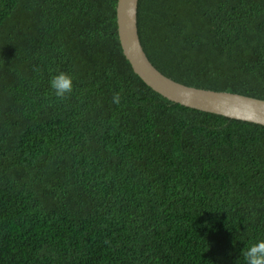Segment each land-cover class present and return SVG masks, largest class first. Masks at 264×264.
Returning <instances> with one entry per match:
<instances>
[{"label": "trees", "instance_id": "trees-1", "mask_svg": "<svg viewBox=\"0 0 264 264\" xmlns=\"http://www.w3.org/2000/svg\"><path fill=\"white\" fill-rule=\"evenodd\" d=\"M115 6L0 0V264H244L264 240V134L159 103ZM136 22L166 76L264 100V0H138Z\"/></svg>", "mask_w": 264, "mask_h": 264}, {"label": "water", "instance_id": "water-1", "mask_svg": "<svg viewBox=\"0 0 264 264\" xmlns=\"http://www.w3.org/2000/svg\"><path fill=\"white\" fill-rule=\"evenodd\" d=\"M138 0H116L115 23L128 72L159 102L204 121L264 134V100L203 90L166 76L146 56L136 22Z\"/></svg>", "mask_w": 264, "mask_h": 264}, {"label": "clouds", "instance_id": "clouds-1", "mask_svg": "<svg viewBox=\"0 0 264 264\" xmlns=\"http://www.w3.org/2000/svg\"><path fill=\"white\" fill-rule=\"evenodd\" d=\"M49 87L57 98H66L73 91V78L61 72L50 78ZM121 99L120 92L112 94L111 101L114 105H119ZM240 257L243 258L244 264H264V240L251 244L246 250H242Z\"/></svg>", "mask_w": 264, "mask_h": 264}]
</instances>
